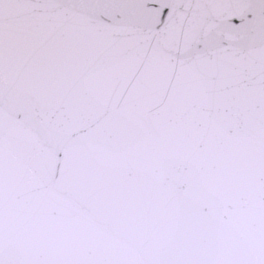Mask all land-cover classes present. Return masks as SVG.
<instances>
[{
    "label": "snow or ice",
    "instance_id": "1",
    "mask_svg": "<svg viewBox=\"0 0 264 264\" xmlns=\"http://www.w3.org/2000/svg\"><path fill=\"white\" fill-rule=\"evenodd\" d=\"M0 264H264V0H0Z\"/></svg>",
    "mask_w": 264,
    "mask_h": 264
}]
</instances>
